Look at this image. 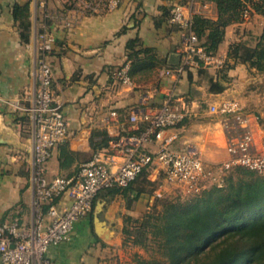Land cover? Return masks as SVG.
Here are the masks:
<instances>
[{
  "label": "crops",
  "instance_id": "obj_1",
  "mask_svg": "<svg viewBox=\"0 0 264 264\" xmlns=\"http://www.w3.org/2000/svg\"><path fill=\"white\" fill-rule=\"evenodd\" d=\"M66 1L0 0V224L17 220L27 227L33 217V121L28 108L36 88L37 34L47 14L56 38L50 57L53 88L69 124L68 138L46 164L48 179L77 175L98 150H108L117 163L123 162L130 136L147 125L144 114L160 108L170 94L187 101L190 113L182 123L165 129L163 138L173 137V149L193 151L207 166L219 167L230 158L227 133L224 119L211 114L209 106L225 98L238 99L247 107L254 105L245 97L249 94L245 89L254 79L251 71L255 74L256 70L246 64H235L226 79L221 77L224 65L192 66L181 75L165 74L181 63L183 39L180 28L165 19L163 7L179 0H124L118 8L101 13H83ZM27 3L32 22L29 42L22 40L20 24L13 15L15 4ZM202 15L218 19L216 4L209 2ZM65 17L73 19L70 26L63 22ZM250 17L226 27L216 53L224 63L230 45L246 38L244 29L256 31V19L260 18L261 24L264 21L257 13ZM127 63L133 85L114 75ZM217 83L221 91L216 90ZM16 101L21 108L13 104ZM134 113L139 119L136 123L131 121ZM158 145L145 147L154 151ZM157 181L166 188L175 182L156 164L129 187L101 191L92 211L75 224L70 238L50 246L47 256L54 264H103L102 258L121 243L128 219L134 222L149 212L154 197L147 184ZM70 203L69 193L56 201L60 212Z\"/></svg>",
  "mask_w": 264,
  "mask_h": 264
},
{
  "label": "built area",
  "instance_id": "obj_2",
  "mask_svg": "<svg viewBox=\"0 0 264 264\" xmlns=\"http://www.w3.org/2000/svg\"><path fill=\"white\" fill-rule=\"evenodd\" d=\"M124 0H78L77 7L83 13H101L118 8ZM209 2L182 0L174 2L169 21L182 31V61L174 70L165 74L181 75L190 67L224 65L223 59L211 54L203 47L193 29L194 16L203 14ZM252 12L246 10L244 20ZM51 16L45 15L42 28L37 34V57L34 70L35 94L28 108L33 121L32 182L35 191L34 210L31 224L24 226L17 220L0 224V256L3 264H54L47 256L52 245L70 238L75 224L94 205L96 196L103 190L125 188L132 184L145 170L158 164L166 176L178 181L193 192L203 188V180L211 176V169L193 151H178L171 147L173 137L163 138V131L182 123L190 113L184 99L170 94L163 105L154 112L146 113L144 130L130 136V144L124 148V161L117 163L108 150L96 151L85 162L75 176L46 177V164L55 148L68 138L69 124L63 103L56 99L53 83L54 72L50 57L55 44V35L50 26ZM70 26L72 18L63 19ZM115 77L124 84L133 85L130 64L115 71ZM21 108L18 101L13 103ZM209 112L224 119L227 133V151L230 158L219 169L230 171L245 168L264 175V153L256 150L251 122L254 116L235 98H225L209 106ZM136 113L131 121H138ZM159 142L154 151L147 150L148 144ZM64 193L71 196L70 205L59 211L56 201Z\"/></svg>",
  "mask_w": 264,
  "mask_h": 264
},
{
  "label": "trees",
  "instance_id": "obj_3",
  "mask_svg": "<svg viewBox=\"0 0 264 264\" xmlns=\"http://www.w3.org/2000/svg\"><path fill=\"white\" fill-rule=\"evenodd\" d=\"M197 1L213 2L218 10L216 20L194 16L193 29L211 54L218 52L226 27L244 21L246 10L264 16V0ZM172 5L163 7L168 21ZM13 15L20 24L22 40L29 42V4H15ZM256 39L255 45L243 40L230 45L222 79L237 63L264 73V32ZM216 86V90L223 89L218 83ZM232 171L238 174L231 175L226 186H214L187 202L166 201L161 209L134 222L129 218V225H139L135 243L144 247L151 243L161 255L140 257L138 264H264V175L241 167ZM129 225L124 227L126 234L131 232Z\"/></svg>",
  "mask_w": 264,
  "mask_h": 264
},
{
  "label": "rangeland",
  "instance_id": "obj_4",
  "mask_svg": "<svg viewBox=\"0 0 264 264\" xmlns=\"http://www.w3.org/2000/svg\"><path fill=\"white\" fill-rule=\"evenodd\" d=\"M77 2L78 0H67L66 4L68 6L77 7ZM251 15H253V13ZM260 22L261 19L257 18L254 25H259V28L256 31H252V29H244V32L248 34H246L247 36L245 39H242L243 41H247L248 43H250V45L256 44V37H259L264 31V26H262V24L264 25V21L262 22V24ZM251 73V76L254 75V79L247 84L245 90L249 94H245V97H249L251 102H254V105H252L251 107H249V105L248 107L247 105L245 106L256 119V128L253 129L256 142V150L259 153H264V73H258L257 71H255V74L253 73V71H251ZM208 168L211 169L212 175L208 176L206 180L202 181L203 188L199 192L191 191L187 186L178 181L167 184V188L164 187L163 182H160L158 184L157 181L155 184H147L148 188L152 190V194L154 197L149 212H154L161 209L162 204L166 201L187 202L190 199H193V197H195L196 195H203L206 190H210L214 186H226L228 183V178L231 175H235L236 177L238 174L236 172H233L232 170L223 171L219 169V167L214 168L210 165L208 166ZM137 226L139 225H129L131 232L129 234L123 232L121 243L116 248H114V250H112L109 255H107L105 258H102L103 264H138L137 261L140 257L145 259L161 257L159 251L153 244L150 243L151 245L149 244L148 247H144L140 244L135 243L137 239Z\"/></svg>",
  "mask_w": 264,
  "mask_h": 264
}]
</instances>
